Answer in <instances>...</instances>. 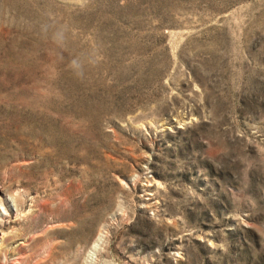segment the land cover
<instances>
[{"label": "rangeland", "instance_id": "obj_1", "mask_svg": "<svg viewBox=\"0 0 264 264\" xmlns=\"http://www.w3.org/2000/svg\"><path fill=\"white\" fill-rule=\"evenodd\" d=\"M0 264H264V0H0Z\"/></svg>", "mask_w": 264, "mask_h": 264}]
</instances>
